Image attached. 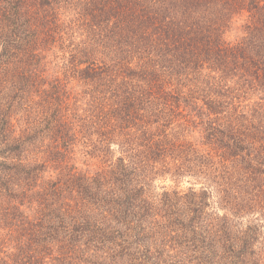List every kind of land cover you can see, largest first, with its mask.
<instances>
[{"label":"trees","instance_id":"1","mask_svg":"<svg viewBox=\"0 0 264 264\" xmlns=\"http://www.w3.org/2000/svg\"><path fill=\"white\" fill-rule=\"evenodd\" d=\"M0 264H264V0H0Z\"/></svg>","mask_w":264,"mask_h":264},{"label":"rangeland","instance_id":"2","mask_svg":"<svg viewBox=\"0 0 264 264\" xmlns=\"http://www.w3.org/2000/svg\"><path fill=\"white\" fill-rule=\"evenodd\" d=\"M168 183L172 184L171 182H165L164 184H168ZM186 186H188V183H187V182H184V183H182V184L179 186V188H184V187H186Z\"/></svg>","mask_w":264,"mask_h":264}]
</instances>
